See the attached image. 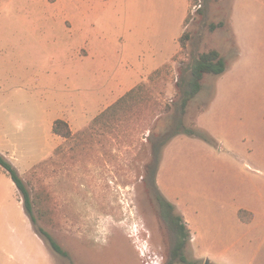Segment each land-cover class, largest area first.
Masks as SVG:
<instances>
[{
	"label": "rangeland",
	"instance_id": "rangeland-1",
	"mask_svg": "<svg viewBox=\"0 0 264 264\" xmlns=\"http://www.w3.org/2000/svg\"><path fill=\"white\" fill-rule=\"evenodd\" d=\"M9 2L0 0V30L9 29L11 36L25 33L26 19L19 13L28 11V5ZM131 5L128 9L136 16L150 13L160 25V34L144 28L150 30L145 37L152 46L187 34L185 48L179 39L181 51L171 62L140 83L115 110L101 116L104 111L70 139H57L53 149L47 147L50 139L43 125L56 108L47 75L54 68L48 51L37 45L22 50L0 46V136L12 145L3 149L17 158L37 228L51 234L70 256L55 254L25 227L7 226L0 264L169 260L173 238L146 172L153 145L177 128L180 89L200 54L215 49L230 68L243 30L248 31V42L264 53V0H141ZM116 10L119 29L126 4ZM211 25L217 28L212 31ZM78 45V40L71 43L72 75ZM259 59L263 72L253 73L255 81L264 80V57ZM254 61L244 64L239 76L244 77L246 68L251 72ZM36 72L43 78L39 87ZM223 76H205L183 117L184 125L199 135L180 134L163 147L157 184L192 231L184 251L193 264H264V123L258 107L247 111L243 108L251 106L238 104L240 84L229 90V77ZM0 175L3 186L7 175L1 169Z\"/></svg>",
	"mask_w": 264,
	"mask_h": 264
},
{
	"label": "crops",
	"instance_id": "crops-1",
	"mask_svg": "<svg viewBox=\"0 0 264 264\" xmlns=\"http://www.w3.org/2000/svg\"><path fill=\"white\" fill-rule=\"evenodd\" d=\"M21 1L29 8L28 11L19 13L26 19L25 33H13L14 36H11L9 29L0 30V46L22 50L28 45H37L48 51L49 61L54 68L47 75L52 84L53 95L56 96L54 99L56 108L51 113V119L43 122V125L50 139L47 147L52 149L56 146L57 139L62 138L54 133V125L58 120L68 123L73 134L86 129L94 119L155 71L171 62L181 51L177 41L182 34L172 39L170 44L152 46L151 41H147L145 36L151 29L153 34H160L161 30L150 13L143 14L140 18L138 14L136 16L134 12L129 11V4L134 5L141 0H78L77 3L71 0ZM118 4H126V13L119 29L115 23ZM2 8L7 9L8 3ZM157 16L160 17V14ZM144 28L150 30L146 31ZM74 40H78L79 45L73 53L76 69L72 75L71 43ZM118 42L120 46H117ZM260 56L264 57V53L260 54V46L255 42H248V31L243 30L238 57L230 68L222 56L228 68L223 75L229 77V90L235 83L240 84L242 95L235 93L238 95V104L240 103L242 108L245 105L251 106L244 107L243 110L256 111L258 107L264 123V80L255 81L253 74L257 73L259 76L263 72L259 63ZM252 61L254 67L250 68L251 72L246 68L244 77L241 74L239 76V70L242 71L244 64L247 67ZM42 79L41 72H36L35 84L38 87L42 85ZM244 84L247 85L242 87ZM7 143H10L9 138L0 136V153L21 171L16 166L17 158L12 151L3 149L12 147ZM0 169L7 175H3V186L0 183V247H2L3 231L7 226L20 229L25 227L29 235L36 233L27 221L16 185L8 173L2 167Z\"/></svg>",
	"mask_w": 264,
	"mask_h": 264
},
{
	"label": "trees",
	"instance_id": "trees-1",
	"mask_svg": "<svg viewBox=\"0 0 264 264\" xmlns=\"http://www.w3.org/2000/svg\"><path fill=\"white\" fill-rule=\"evenodd\" d=\"M217 28L215 25H211V30L214 31ZM188 35L185 34L180 39L182 48H185L184 40L187 39ZM227 64L220 52L211 49L199 55L195 63L191 67V74L189 79H184L183 88L180 89V104L177 109V117L179 124L177 128L170 131L160 140L159 143H155L152 148V158L146 172L150 174L149 180L151 186L157 193L158 202L160 206L161 217L167 226L170 234L173 238V246L171 248L170 258L166 264H193L185 255V248L191 239V231L187 226L184 217L181 214L176 213V206L169 202L160 192L157 184V175L161 163V152L163 147L167 145L174 137L180 134L189 136H197L199 132L196 129H190L183 123V117L186 114L187 107L190 102L200 93L202 90V83L206 75L220 76L225 73ZM133 92H129L125 97L118 100L113 106L108 108L101 116L107 115L119 104L123 103L125 98ZM98 119V118H97ZM54 133L64 139H70L73 135L68 123L62 120H58L54 125ZM205 139L208 138L205 136ZM209 141V140H208ZM0 167H2L9 175L11 180L16 185L18 191L23 197L24 210L32 225L35 228L36 234L42 238L50 247V249L57 255L69 258V253L66 252L53 238L51 234L43 229L37 228V220L33 214V207L30 192L27 189L19 170L4 156L0 153Z\"/></svg>",
	"mask_w": 264,
	"mask_h": 264
},
{
	"label": "water",
	"instance_id": "water-1",
	"mask_svg": "<svg viewBox=\"0 0 264 264\" xmlns=\"http://www.w3.org/2000/svg\"><path fill=\"white\" fill-rule=\"evenodd\" d=\"M206 264H210V262H207Z\"/></svg>",
	"mask_w": 264,
	"mask_h": 264
},
{
	"label": "built area",
	"instance_id": "built-area-1",
	"mask_svg": "<svg viewBox=\"0 0 264 264\" xmlns=\"http://www.w3.org/2000/svg\"><path fill=\"white\" fill-rule=\"evenodd\" d=\"M199 7H201V6H199Z\"/></svg>",
	"mask_w": 264,
	"mask_h": 264
}]
</instances>
